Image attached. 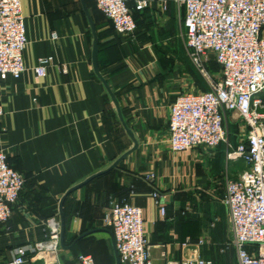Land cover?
Segmentation results:
<instances>
[{
    "label": "crops",
    "instance_id": "1",
    "mask_svg": "<svg viewBox=\"0 0 264 264\" xmlns=\"http://www.w3.org/2000/svg\"><path fill=\"white\" fill-rule=\"evenodd\" d=\"M138 1L128 0L137 22L131 35L118 33L95 0L88 3L99 36L100 71L138 147L118 169L68 196L66 244L93 228L111 229L105 217L111 201L118 200L143 209L154 264L197 256L234 264L237 252L223 198L227 180L237 179L246 168L235 170L238 162L228 158L229 146L171 149L173 101L185 92L207 91L209 83L187 52L184 5L179 0H146L139 11ZM22 5L27 70L20 78L0 77V137L10 164L26 184L11 218L0 224V264H8L19 246L45 240L47 220L59 215L67 190L111 166L134 145L94 70L93 36L80 0H22ZM48 56V73L38 77L33 68ZM156 192L166 214L155 202ZM112 233H91L61 251L91 254L98 264H116ZM97 239L104 240L102 247ZM26 264L44 263L41 255H33Z\"/></svg>",
    "mask_w": 264,
    "mask_h": 264
},
{
    "label": "built area",
    "instance_id": "2",
    "mask_svg": "<svg viewBox=\"0 0 264 264\" xmlns=\"http://www.w3.org/2000/svg\"><path fill=\"white\" fill-rule=\"evenodd\" d=\"M185 8L187 52L209 83V90L179 94L171 105L170 146L175 152L195 147L215 149L228 141L226 121L235 113L246 124V137L235 148L229 143V159H242L247 168L226 182L223 202L228 207L232 246L238 264H264V0H179ZM115 30L131 35L137 22L128 0H95ZM147 6L139 0L136 9ZM54 38L57 34H52ZM28 45L22 0H0V77L20 78L27 70ZM214 58L222 78L215 80L208 65ZM51 57H42L33 68L38 77L48 73ZM4 110L0 104V117ZM262 118V122H261ZM24 175L14 168L0 137V224L7 222L25 188ZM162 214L166 206L155 193ZM112 229L121 264H154L145 233L143 209L126 201L112 200L105 217ZM45 240L19 246L8 264H26L29 256L41 255L44 264H62L59 215L48 218ZM54 254L50 257L48 254ZM45 255V257H44ZM56 256V257H55ZM78 264H98L91 254H80ZM168 264H214L197 256Z\"/></svg>",
    "mask_w": 264,
    "mask_h": 264
},
{
    "label": "water",
    "instance_id": "3",
    "mask_svg": "<svg viewBox=\"0 0 264 264\" xmlns=\"http://www.w3.org/2000/svg\"><path fill=\"white\" fill-rule=\"evenodd\" d=\"M81 5H82V10L84 12V14L87 17L88 23L90 25L91 28V32H92V36H93V53H92V62H93V66H94V70L96 72V74L99 76V78L102 80V82L104 83L109 95L111 96L116 108H117V112H118V116L119 119L124 127V129L126 130V132L129 134V136L131 137V139L134 142V145L131 149H129L127 152H125L122 156H120L111 166H109L108 168L97 172L96 174H93L92 176L88 177L86 180L80 182L79 184H76L75 186L71 187L70 189L67 190V192L63 195V197L60 200V204H59V217H60V222H61V234H60V245L62 248L64 249H71L72 247L75 246V244L82 239L83 237L97 232V231H107L112 233L111 229L108 228H93L91 230H88L84 233H82L81 235H79L74 242L71 245H67L66 244V217H65V203L66 200L68 198V196L76 191L77 189H79L80 187H82L83 185L89 183L90 181H92L93 179H95L96 177H99L101 175H104L112 170L118 169L119 168V164L120 162L129 154L131 153L133 150H135L138 147V139L136 138L133 130L128 126V124L126 123V121L124 120V117L122 115V111H121V107L118 101V98L115 94V92L112 90L110 84L108 83V81L104 78V76L102 75L100 68H99V64H98V54H99V50H100V42H99V36H98V32H97V27H96V23L93 19L92 13L90 11V8L88 6V3L86 0H80ZM113 234V233H112ZM114 236V235H113ZM113 246H114V250H115V256H116V264H121L120 262V255L116 246V241L115 238L113 239Z\"/></svg>",
    "mask_w": 264,
    "mask_h": 264
},
{
    "label": "rangeland",
    "instance_id": "4",
    "mask_svg": "<svg viewBox=\"0 0 264 264\" xmlns=\"http://www.w3.org/2000/svg\"><path fill=\"white\" fill-rule=\"evenodd\" d=\"M88 3H92V0H88ZM92 5V4H91ZM93 8V6H92ZM208 70L209 73L212 74V76L215 78V80H220L221 79V71L219 69V67L217 66V64L212 60L211 62H209L208 65ZM259 114H264V104L263 106H261L258 110ZM261 122H262V118H261ZM263 122H264V118H263ZM226 126L228 129V141L222 143L219 147H228L229 143L230 144H236L238 145L241 141L245 140L246 137V124L244 122V120L239 117L237 114L233 117L228 116L227 121H226ZM215 148V149H217ZM237 165L235 167V170H243L245 168H247V163L245 161H243L242 159H238L237 160ZM96 241L99 242V246L104 242L103 239H97ZM46 255L48 254L50 257H52V255L54 256V254H49L48 252L45 253ZM61 255V261H63V264H78L77 262V256L79 255L78 253H70V254H66L64 251H61V249L58 252V256ZM235 252L233 251V258H234V264H238V260H235ZM45 257V255H44ZM56 257V256H55ZM60 260V259H59ZM215 264V262H214ZM219 264V263H218Z\"/></svg>",
    "mask_w": 264,
    "mask_h": 264
}]
</instances>
